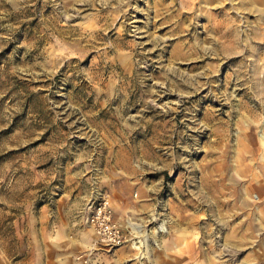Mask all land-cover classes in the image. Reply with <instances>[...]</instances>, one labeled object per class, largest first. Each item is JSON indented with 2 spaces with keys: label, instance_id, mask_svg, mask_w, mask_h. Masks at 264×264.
<instances>
[{
  "label": "rangeland",
  "instance_id": "rangeland-1",
  "mask_svg": "<svg viewBox=\"0 0 264 264\" xmlns=\"http://www.w3.org/2000/svg\"><path fill=\"white\" fill-rule=\"evenodd\" d=\"M46 260L264 264V0H0V264Z\"/></svg>",
  "mask_w": 264,
  "mask_h": 264
},
{
  "label": "built area",
  "instance_id": "built-area-1",
  "mask_svg": "<svg viewBox=\"0 0 264 264\" xmlns=\"http://www.w3.org/2000/svg\"><path fill=\"white\" fill-rule=\"evenodd\" d=\"M86 222L93 228L99 244L119 247L126 241L123 225L114 217L111 203L107 199L94 207L90 206Z\"/></svg>",
  "mask_w": 264,
  "mask_h": 264
},
{
  "label": "crops",
  "instance_id": "crops-1",
  "mask_svg": "<svg viewBox=\"0 0 264 264\" xmlns=\"http://www.w3.org/2000/svg\"><path fill=\"white\" fill-rule=\"evenodd\" d=\"M43 238H44L43 242L45 243V249H46V247H47V248H52V250H54L55 247L52 246L49 242L55 240V239H54L55 237H43ZM54 242H55V241H54ZM49 255H50V254H49ZM49 255H48V256H49ZM46 256H47V254H46ZM44 264H50V263H49V261L47 262V260H46V262H45Z\"/></svg>",
  "mask_w": 264,
  "mask_h": 264
},
{
  "label": "bare ground",
  "instance_id": "bare-ground-1",
  "mask_svg": "<svg viewBox=\"0 0 264 264\" xmlns=\"http://www.w3.org/2000/svg\"><path fill=\"white\" fill-rule=\"evenodd\" d=\"M136 247H138V246H136Z\"/></svg>",
  "mask_w": 264,
  "mask_h": 264
}]
</instances>
